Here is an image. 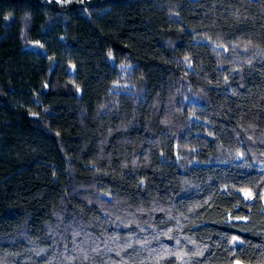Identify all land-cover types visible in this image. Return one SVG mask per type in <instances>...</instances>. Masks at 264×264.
<instances>
[{"label":"trees","instance_id":"1","mask_svg":"<svg viewBox=\"0 0 264 264\" xmlns=\"http://www.w3.org/2000/svg\"><path fill=\"white\" fill-rule=\"evenodd\" d=\"M235 261L264 264V0H0V264Z\"/></svg>","mask_w":264,"mask_h":264},{"label":"rangeland","instance_id":"2","mask_svg":"<svg viewBox=\"0 0 264 264\" xmlns=\"http://www.w3.org/2000/svg\"><path fill=\"white\" fill-rule=\"evenodd\" d=\"M56 1L62 2V1H67V0H56ZM70 69H71V70H70L71 72H74V69H73V68H70ZM244 196H245V197H248V196H249V193H248V192H245V193H244Z\"/></svg>","mask_w":264,"mask_h":264},{"label":"crops","instance_id":"3","mask_svg":"<svg viewBox=\"0 0 264 264\" xmlns=\"http://www.w3.org/2000/svg\"><path fill=\"white\" fill-rule=\"evenodd\" d=\"M233 264H245V263H243L241 261H235Z\"/></svg>","mask_w":264,"mask_h":264}]
</instances>
